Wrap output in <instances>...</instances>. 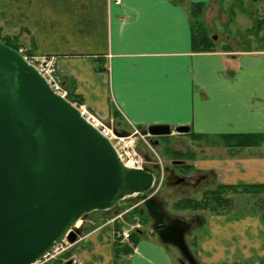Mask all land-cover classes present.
Instances as JSON below:
<instances>
[{
    "label": "crops",
    "instance_id": "obj_1",
    "mask_svg": "<svg viewBox=\"0 0 264 264\" xmlns=\"http://www.w3.org/2000/svg\"><path fill=\"white\" fill-rule=\"evenodd\" d=\"M214 1L0 0V26L27 53L55 57L57 71L70 77L63 85L102 121L137 129L187 126L193 137L175 135L203 141L188 150L193 173L213 186H264V0L253 2L261 26L246 37L249 48L215 42L208 32L215 49L193 52L189 4L203 3L207 29L205 13ZM227 135H258L262 142L227 147ZM117 221L79 235L70 247L73 263L176 264L166 245L139 229L130 232V253L115 262ZM204 221L194 235L199 264L263 256L264 222L256 211Z\"/></svg>",
    "mask_w": 264,
    "mask_h": 264
},
{
    "label": "water",
    "instance_id": "obj_2",
    "mask_svg": "<svg viewBox=\"0 0 264 264\" xmlns=\"http://www.w3.org/2000/svg\"><path fill=\"white\" fill-rule=\"evenodd\" d=\"M141 133L185 135L189 128L149 125ZM159 170L124 166L110 142L0 40V264H33L63 238L74 244L78 220L133 195L141 197L159 242L186 264H199L185 243L186 224L168 218L146 195Z\"/></svg>",
    "mask_w": 264,
    "mask_h": 264
},
{
    "label": "rangeland",
    "instance_id": "obj_3",
    "mask_svg": "<svg viewBox=\"0 0 264 264\" xmlns=\"http://www.w3.org/2000/svg\"><path fill=\"white\" fill-rule=\"evenodd\" d=\"M254 8L255 7L250 0H215L209 11L205 13V21L209 34L215 36V42H227V44L236 49L249 48L251 43L247 41L246 37L252 35L256 25L261 26L260 22L256 20L257 17L253 12ZM1 29L3 28L0 26V31H2ZM258 31L259 28L257 29V32ZM3 32H5V30ZM262 34L264 35V32ZM56 78L61 88L66 91L67 95L68 84L63 85L62 81L69 83L70 77L65 76L63 78V76L56 71ZM112 128L115 130L116 134H119L120 131H124V137L130 136L131 139L127 138L124 141L131 142V149L136 153V156L140 159L145 168L153 169L154 165L160 167L159 171H154V184L152 189L146 195H151L155 198L167 217L192 223L190 231L186 234L184 239L190 253L194 256L193 252L196 247L194 235L199 228L204 226L206 216L211 213L207 210L179 211L174 209L173 204L182 197L200 199L203 191L206 189H212L215 186L212 184V179L210 180L208 177H204L205 179L200 181V183L196 184L194 187L189 185L193 181L192 179L199 176L192 171L185 173L183 170L179 169L177 165H173L172 161H183V163H185L190 160L174 158L168 151L188 153L191 152L188 151L191 149V142L197 144L198 142L203 141L193 140L189 142L186 138L176 136L175 134H172L166 139L157 138L155 140V138L143 135L141 133V130L143 129L140 130L139 128L137 129L124 124L121 120L113 122ZM171 171L173 172L172 175L170 174ZM173 175L179 178H184V181L186 180L190 183L188 185H184L183 183H169V180H172L171 177ZM206 186H209L210 188H207ZM226 196L231 199V207L226 209L229 211L227 213L238 214L240 211L244 213L256 211V214L261 216L262 221L264 222V193H258L257 195L251 193H228ZM139 214L141 219L138 217ZM113 220H118L117 223H120L121 230L126 229L130 233L133 231L131 230L132 227L137 228L142 234H144V236L159 242L151 227L152 221L146 215L139 195L126 197L109 210L87 214L85 217L78 220L74 228L80 232V235H83L88 230L101 224L112 222ZM125 223L126 226H124ZM166 248L173 252L176 264H186L174 247L166 245ZM71 257L72 253L70 248H68L48 263L60 264ZM234 259V263L264 264V254L261 258L253 259L250 262H247L246 260H238L236 259V255Z\"/></svg>",
    "mask_w": 264,
    "mask_h": 264
},
{
    "label": "trees",
    "instance_id": "obj_4",
    "mask_svg": "<svg viewBox=\"0 0 264 264\" xmlns=\"http://www.w3.org/2000/svg\"><path fill=\"white\" fill-rule=\"evenodd\" d=\"M252 3L254 0H250ZM189 17L192 23V51L196 53L200 52H212L215 49L214 43L211 40L208 31L202 21L203 14V3H190L189 4ZM259 25H256V28ZM260 28V27H259ZM255 29V28H254ZM251 31V30H250ZM0 40L6 46L15 49L17 44L13 41V38L7 33L0 31ZM68 93L66 99L69 102H76L80 104L81 101L77 100L78 98L73 95L71 86H67ZM141 130V129H140ZM143 130H141L142 132ZM120 133H125L120 131ZM190 136L192 134L189 133ZM193 137V136H192ZM166 138V137H165ZM195 139V138H194ZM223 143L227 147H255L262 142V137L258 135H227L223 136ZM173 155L174 158L190 159L191 153H178L173 151H168ZM179 169L183 170L185 173L192 171V167L189 164L182 163L177 166ZM228 193H242V194H258L264 193V186L262 185H251V186H225V185H215L213 189H208L202 192L200 199L195 198H185L182 197L178 199L173 207L175 210H189V211H200L207 210L211 214H227L228 210L231 207V199L226 195ZM226 211H225V210ZM85 217V216H84ZM139 219L141 216L139 214ZM120 227L115 224L114 226V244H113V255L114 261L121 255H128L134 245V242L128 240L131 245H128L127 242H122L118 237ZM130 238V237H129Z\"/></svg>",
    "mask_w": 264,
    "mask_h": 264
},
{
    "label": "built area",
    "instance_id": "obj_5",
    "mask_svg": "<svg viewBox=\"0 0 264 264\" xmlns=\"http://www.w3.org/2000/svg\"><path fill=\"white\" fill-rule=\"evenodd\" d=\"M116 4H119V0H110ZM15 51L22 56L24 61L31 65L36 72L44 79L49 88L60 97L66 99V91L61 88L56 78V61L52 56H36L27 53L26 48L21 45H17ZM67 100V99H66ZM75 107L79 115L86 121L91 127H93L100 135L106 138L113 147L120 162L128 167L134 169H142L144 165L140 159L136 156V153L131 149V142H125V139H131L130 136H118L110 123H106L99 119L91 110L87 109L83 105H79L76 102H69ZM133 228V227H132ZM118 237L122 242H128L129 231L122 229L118 233ZM71 245L63 238L57 245H55L48 253H46L41 259L37 260L33 264H46L53 260L57 255L63 253Z\"/></svg>",
    "mask_w": 264,
    "mask_h": 264
},
{
    "label": "flooded vegetation",
    "instance_id": "obj_6",
    "mask_svg": "<svg viewBox=\"0 0 264 264\" xmlns=\"http://www.w3.org/2000/svg\"><path fill=\"white\" fill-rule=\"evenodd\" d=\"M171 136V135H170ZM170 136H165L166 138H169ZM165 137H155V140L157 139V138H165ZM165 138V139H166ZM145 168V167H144ZM170 174L172 175L173 174V172L171 171L170 172ZM200 178H203L204 179V176H199V177H197V178H195V179H192L193 181L191 182V184H189L186 180H185V182L183 183L184 185L186 184V185H192V187H194L196 184H198L199 183V181H200ZM174 181H172V180H169V183H173ZM213 184V183H212ZM215 184V183H214ZM213 184V185H214ZM169 218V217H168ZM170 219H173V218H170ZM196 219H198V218H196ZM177 220H180V219H177ZM181 222H183L184 224H186V233H185V236H186V234L190 231V227H191V225H192V223H187V222H184V221H182V220H180ZM196 221V220H195ZM137 228H134L133 230H136ZM138 230V229H137ZM184 236V237H185ZM71 259V258H70ZM46 264H51V263H46ZM60 264H63V263H60Z\"/></svg>",
    "mask_w": 264,
    "mask_h": 264
}]
</instances>
